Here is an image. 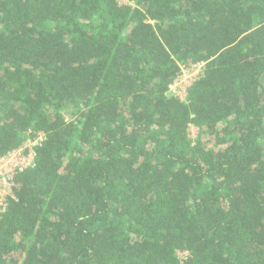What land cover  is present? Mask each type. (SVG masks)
I'll return each instance as SVG.
<instances>
[{
    "label": "trees",
    "instance_id": "16d2710c",
    "mask_svg": "<svg viewBox=\"0 0 264 264\" xmlns=\"http://www.w3.org/2000/svg\"><path fill=\"white\" fill-rule=\"evenodd\" d=\"M127 1L0 0V264H264V0Z\"/></svg>",
    "mask_w": 264,
    "mask_h": 264
},
{
    "label": "built area",
    "instance_id": "2783aa9c",
    "mask_svg": "<svg viewBox=\"0 0 264 264\" xmlns=\"http://www.w3.org/2000/svg\"><path fill=\"white\" fill-rule=\"evenodd\" d=\"M204 65L205 63L201 61L181 66L180 73L168 85L167 94L184 99L186 93L182 96L180 89L184 88L186 92V88L202 75ZM188 79L189 82H186ZM184 83L185 87H183ZM64 120L68 122L71 117L65 114ZM44 138L42 132H37L19 146L0 155V213L7 207L8 200L14 197V188L17 186L15 177L18 173L34 165L35 149L43 142ZM186 256L187 252H184L182 258Z\"/></svg>",
    "mask_w": 264,
    "mask_h": 264
},
{
    "label": "rangeland",
    "instance_id": "374dc122",
    "mask_svg": "<svg viewBox=\"0 0 264 264\" xmlns=\"http://www.w3.org/2000/svg\"><path fill=\"white\" fill-rule=\"evenodd\" d=\"M119 3L120 4H128V1L127 0H119ZM187 68H189V67H187ZM190 69V68H189ZM192 74V73H191ZM186 82H189V79L188 80H186ZM183 87H185V83H184V85H183ZM180 92L182 93V96L184 95V93H186L185 91H184V88H182V89H180ZM188 137L190 138V140L192 141V142H194L195 140H196V138L198 137V135H199V129H198V127H196V126H194V125H190L189 127H188ZM183 254H184V252H182V251H179L178 252V255L180 256V257H182L183 256Z\"/></svg>",
    "mask_w": 264,
    "mask_h": 264
}]
</instances>
